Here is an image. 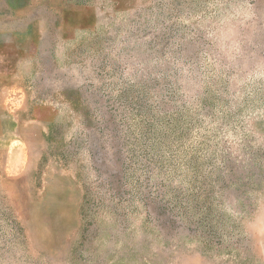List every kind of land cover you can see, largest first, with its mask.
Masks as SVG:
<instances>
[{
    "label": "rangeland",
    "instance_id": "obj_1",
    "mask_svg": "<svg viewBox=\"0 0 264 264\" xmlns=\"http://www.w3.org/2000/svg\"><path fill=\"white\" fill-rule=\"evenodd\" d=\"M0 264H264V0H0Z\"/></svg>",
    "mask_w": 264,
    "mask_h": 264
}]
</instances>
